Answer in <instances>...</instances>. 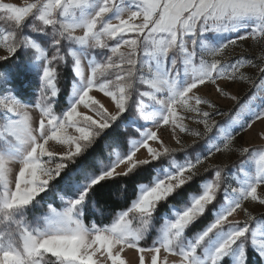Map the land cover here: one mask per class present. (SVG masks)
<instances>
[{"label":"snow or ice","instance_id":"6c2138e0","mask_svg":"<svg viewBox=\"0 0 264 264\" xmlns=\"http://www.w3.org/2000/svg\"><path fill=\"white\" fill-rule=\"evenodd\" d=\"M133 4L134 7L125 0H99L94 14H90L92 0H25L22 6L0 0V264H129L126 259L129 252L135 255V264H200L194 254L202 242L223 227L244 224L243 229L232 232L215 249L210 264H221L255 218L250 206L264 209V184L258 183L242 192L235 206L211 221L190 250L177 243L190 224L216 206L218 193L229 187L224 183L226 167L214 163L213 157L231 150L257 123L264 125V99L258 102L259 110H255L258 93L254 91L257 88L264 91V0H133ZM113 10H118L116 18L106 22L105 17ZM247 17H255L256 22L246 35L201 51L200 34L235 31V24ZM67 42L87 46L89 57L92 50L107 51L101 60L89 59L82 67L84 58L75 59L83 90L76 104L60 117L53 107L57 96L56 68L64 64L66 57L76 56L69 51ZM22 48L34 49L40 57L47 58L46 65L41 66L38 96L31 105L17 95L31 71ZM237 49L244 51L232 55ZM141 52L153 58L175 52L164 76L155 75L145 81L153 89L164 86L170 92L167 98L158 101L165 106L166 114L154 128L170 125L173 134L177 129L190 133L196 143L220 127L221 120L213 119L215 115L226 122L238 120L249 105L253 108L252 115L203 160L142 191L139 199L111 226L86 225L79 218L77 206L85 200L86 190L63 211L49 205L42 222L33 227L24 210L41 193L47 195L50 182L58 177L72 186L77 177L61 175L68 162L81 156L127 110L138 73L152 72L148 67L138 69ZM15 57H19V63H15ZM181 61L188 66L192 79L182 91H176V69ZM9 63L14 67L9 68ZM246 66L252 70L251 75L240 71ZM233 87L239 91L229 95L226 90ZM208 88L233 101L232 107L221 109L210 98L198 94ZM94 90L108 98L112 110L92 94ZM143 95L156 99L151 92ZM81 108L91 114H84ZM189 114H193L191 118L197 125L203 126V131L192 130L184 123ZM69 129L74 132L69 134ZM158 140L157 132L151 129L144 143L93 184L116 175L127 176L140 164L189 146L180 137L176 138L179 148L169 147L162 140L158 147L150 146L149 141ZM255 147L240 146L236 159ZM259 148L264 150V145ZM141 149L147 152L145 158L137 157ZM256 165L258 172L264 174V154ZM209 169L215 170V179L177 214L163 239L152 245L141 244L157 205ZM234 214L242 215L243 219Z\"/></svg>","mask_w":264,"mask_h":264},{"label":"rangeland","instance_id":"374dc122","mask_svg":"<svg viewBox=\"0 0 264 264\" xmlns=\"http://www.w3.org/2000/svg\"><path fill=\"white\" fill-rule=\"evenodd\" d=\"M5 2L16 3L19 6H22L25 3V0H5ZM125 2L128 3L130 6L134 7L133 0H125ZM98 4H99V0H92V8L89 9L90 14H94V11L97 9ZM117 12L118 10H113V12L109 13L105 17L106 22L108 20L115 19ZM255 22H256L255 17H247L238 21L235 24V28H236L235 31L229 29L228 31L208 32V33L200 34L199 39L202 42L201 51L206 52L208 50L221 46L227 40L236 39L240 35H246L255 26ZM209 37H211V39H209ZM67 43H68L69 51L76 54L75 58H73L72 56H68L69 57L68 60L69 62H71V67L74 73V79L71 82V87L66 100V105L63 106L62 109H59V107H61L63 104L59 103V98H58V94L60 92L59 84H58L60 66H57L56 68L57 96L54 98L53 107L55 113L60 117H62L64 113H66L74 104H76V102L79 99V95L83 90V81L81 76L78 75L77 73L75 59L81 57L84 58L81 63V67H82L84 64L88 63L89 59H94L96 61L101 60L103 58L104 53L107 51V50L95 49L92 50L91 57H89V50L87 49V46L78 45L71 42H67ZM21 51H27V58L29 61V67L31 69L30 73L35 75L36 81L31 82V80H28L27 83H24V88L29 87L30 89H28V91L27 90L20 91L18 89L17 95H18V99H20L22 102L31 105L34 103L36 97L38 96V91L42 84L41 66L46 65L47 58L40 57L39 54L36 53L35 50L31 48H22ZM241 51L244 50L237 49L236 53L232 55H239ZM257 56H259V53H257ZM174 58H175V52L169 53L167 56L158 55L154 58L145 55L143 52H141V54L138 57V65H137L138 69H143L145 67H148L152 70V72L148 74L138 73V79L136 81L137 83H140L142 85L143 89L139 92L137 100L135 102L134 115L130 117L126 123H124V126L129 128L130 132H132V135L128 138V146H129L128 150L124 151L122 148L119 147L113 149L112 161L103 165L101 167V171L98 174L91 175L88 181L86 182V184L81 186V192L78 193L77 195L74 196L66 193V191H60L58 193V197L62 202L61 207H56L52 203H43L41 202V200L37 202L34 200L35 203H37V205H39L40 207L43 208L46 206V209L39 214L36 213L31 214L28 212L27 209L24 210L23 214L27 218V221L33 227L38 226L42 222L43 217L47 214V209L49 205L56 208L58 211L65 210L69 206V202L78 199L80 195L84 194L85 191L87 190V187L93 185V181L96 180L102 173L114 168L120 161L124 160L126 157L132 154L142 143H144L151 129L156 131L160 140L166 143L169 147H176V148L180 147L179 145L176 144L177 137H180L184 141V143L189 146L183 150H180L182 151L183 154V157L181 159L175 158V154L178 152L176 151L174 153L162 156L159 159L150 161V162L159 161L168 157L172 159L169 164L164 166L159 171V176L154 180L152 184L143 185L140 187L138 196L133 203H135L139 199V195L142 191L147 190L149 187L153 186L156 182L168 176L176 174L179 170L187 167L189 164H193L199 160H203L206 156L209 155V153L215 151L216 148L223 143L227 135L234 134V132L238 130L240 124L243 122L244 119L252 115L253 108L251 107V105L248 106V108L242 113V115L238 120H230L226 122L222 120L223 117H221L220 115H215L213 119L217 121L221 120L220 127L214 128L208 135L206 134L207 135L206 137H204L201 140H198L196 143H193L194 139L196 138L193 137L190 133H183L180 132L179 129H177L175 134H173L170 125L164 126L162 124L161 128L159 129L154 128L158 124L162 123L163 117L166 114L165 106L159 103L158 101L162 98H167L170 95V92L164 86L160 87L159 90L153 89L151 87V84L146 83L145 81L151 80L152 78H154L155 75H159L161 77L164 76L167 73V70L171 67V63ZM15 61L19 63L20 62L19 57H17ZM240 71L243 72L245 75L252 74V70H249L247 66L244 69H240ZM176 72H177L176 83H175L176 91H182L191 82L192 74L188 70V66L185 65L183 61L178 63ZM219 83L223 84L224 82L221 81ZM226 91L229 92V95H233L237 91H239V89L233 87L232 89H227ZM254 91L258 93V95L255 98L257 101V107L255 110H259L260 105L258 102L264 99V91H262L259 88L254 89ZM144 92H151L152 95L156 97V99H152L151 96H144L143 95ZM92 94L96 95L97 99H100L102 103L108 106L109 110H112V106L108 103V98H104L102 93L96 94L94 90ZM198 94L210 98L221 109H225V110L230 109L234 104L233 101L225 99L223 96H218L215 90L212 88L202 89V91ZM245 99H247V97H245ZM128 104L129 103H127V107ZM207 110L212 111L211 109H207ZM80 111L83 112L84 114H88V115L91 114L90 112H88L87 109L81 108ZM124 113H122L121 116ZM180 114L183 115V113ZM192 115L193 114H189V119H186L184 123L187 124L188 127L192 130L203 131V126L197 125L195 120L191 118ZM165 128L167 130H162ZM262 129H264V125L257 123V125L254 127V129L251 132L245 134L242 140H239L237 144H234L232 146L231 150L224 151L223 155L217 153L213 157L214 163L226 167L223 173L224 183L225 185L229 186L226 188L225 191L221 192L222 200H220V203L216 205L215 209L213 210V220L219 215L226 213L231 207L235 206V204L240 200L242 192L249 190L250 187L255 184L258 183L264 184V174L258 172V168L256 165V161L259 159V157L262 154H264V150L259 148V146L264 145V130ZM72 132H74V129L68 130L69 134H72ZM160 140L149 141V144L152 147H158ZM240 146H244V147L257 146V147L250 148L248 153L244 157H241L239 160H237L236 158L239 155ZM146 155L147 152L145 149H141L139 152H137L138 158H145ZM121 167H123V165H121ZM203 174L207 175V178L203 180L201 184V191L197 194H190L188 199L182 205L172 206L168 213L163 214L162 217L164 221L160 224V226L155 227L154 217L152 214V216L149 219V224L145 232L144 241L150 242L151 240L150 242L151 245L153 244V242L159 243L163 239L164 233L168 230L171 223L176 219L177 214L180 213L182 210H184L186 207H188L191 201L196 196L202 194L206 186L211 182H213V180L215 179L214 169H209L208 171H202L199 175H203ZM235 188H239L240 191H233V189ZM85 202H86V197L85 200L82 202V204L77 206L78 216L82 221H83ZM249 210L253 212V216H255V218L250 224L246 226L248 228V231L243 237L238 239L236 243L231 247V249L228 252V255H226L221 261V264L225 259H229L230 262L229 264H246V250L248 246L252 247L263 258V264H264V218L260 217L261 215L264 214V209L258 208L253 204L250 206ZM121 213H119L115 217L113 222H115V220L118 218V216ZM234 216H236L237 219H241V220L243 219L242 215L237 216L236 214H234ZM111 224L104 227H109L111 226ZM244 227H245L244 224H238V225H229L217 230L209 238H207L204 242H202L201 245H199L196 248L194 258L197 261H199L200 264H210V258L214 254L215 249L219 247V245L223 243V241L227 239L232 234V232L243 229ZM186 229L182 233V237L178 240L177 243L184 250H190L191 245L195 243V239L204 229L201 232H198L193 236H188V237L186 236ZM126 259L129 261V264H135V255L132 252L128 253Z\"/></svg>","mask_w":264,"mask_h":264},{"label":"trees","instance_id":"16d2710c","mask_svg":"<svg viewBox=\"0 0 264 264\" xmlns=\"http://www.w3.org/2000/svg\"><path fill=\"white\" fill-rule=\"evenodd\" d=\"M30 20L31 18L29 22ZM23 52L27 54V51ZM16 58L17 57L14 58V61ZM68 58L69 57H66L64 64L59 67L58 84L60 92L58 98L59 103L63 104L59 109H62V107L66 105L71 82L74 79L71 62H69ZM15 63L17 62L15 61ZM8 67L13 68L14 64L9 63ZM27 78L31 80V82L36 81L35 75L30 72L27 74ZM28 89L30 88H24V84L19 88L20 91H28ZM142 89V85L136 81L125 113L120 116L111 127L102 132L91 146L82 152L81 156L77 157L75 161L68 162L67 168L61 175L64 176L68 174L76 176L77 178L72 186L69 187L66 183L60 181L58 177L57 180L50 182L47 189L48 194L45 195V193H41L35 200L36 202L41 200L43 203H52L56 207H61L62 202L58 197V193L61 189L70 195H77L81 192V186L86 184L91 175L98 174L103 165L112 161L113 149L119 147L124 151L128 150V138L132 135V132H130L129 128L124 126V123L134 115L135 102ZM182 157V151H178L175 154L176 159H181ZM171 160L172 159L168 157L159 161L142 164L129 172L127 176L118 175L109 179H102L98 183L88 186L85 196L86 202L84 204V223L86 225L95 224L100 227L111 224L119 213L128 210L132 206L134 200L138 196L140 187L152 184L159 176V171L169 164ZM206 178L207 175L205 174L195 176L181 188L177 189L170 197L160 202L153 212L155 227L160 226L164 221L162 217L163 214L168 213L172 206L182 205L190 194L199 193L201 191V184ZM221 195L222 193L219 192L217 197L218 203H216V205L222 200ZM41 196L44 198L41 199ZM35 201L27 208L28 212L31 214L42 213L43 210L46 209V206L42 208L37 205ZM214 209L215 207H213L210 212H206L194 223L190 224L186 229V236H193L205 229L209 223L213 221ZM260 217L264 218V214ZM150 242L141 241V244L147 243L151 245ZM229 263V259H225L222 262V264ZM246 264H263V258L250 246H248L246 250Z\"/></svg>","mask_w":264,"mask_h":264},{"label":"clouds","instance_id":"9594fccd","mask_svg":"<svg viewBox=\"0 0 264 264\" xmlns=\"http://www.w3.org/2000/svg\"><path fill=\"white\" fill-rule=\"evenodd\" d=\"M146 195H147V193H146Z\"/></svg>","mask_w":264,"mask_h":264}]
</instances>
